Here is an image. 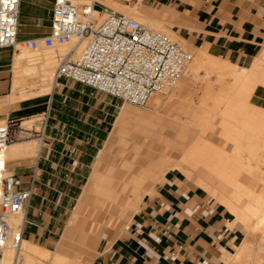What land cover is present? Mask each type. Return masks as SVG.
Segmentation results:
<instances>
[{
  "label": "crops",
  "instance_id": "crops-1",
  "mask_svg": "<svg viewBox=\"0 0 264 264\" xmlns=\"http://www.w3.org/2000/svg\"><path fill=\"white\" fill-rule=\"evenodd\" d=\"M150 1L147 18L172 24L179 32L199 38V45L216 58L250 66L264 52V0ZM51 8L52 0H22L18 39L45 34ZM18 53L0 48V121L5 125L6 121L40 113H48L50 119L42 134L32 132L37 138L10 142L5 151L6 171L32 191L23 217L22 240L49 250L43 246L59 232L72 194L88 162L100 150L66 228L55 249L49 251L82 264H220L234 228L223 222L226 217L203 194L174 175L156 183L132 222L118 237L106 240L92 261L88 258L84 211L98 220L117 211L134 213L144 186L176 159L189 156L188 148L197 133L166 115L163 118L157 110L141 112L119 106L107 137V118L115 106L114 99L70 80L61 81L71 82L64 91L50 89L17 103L9 102L14 96ZM250 97L264 108V85H257ZM89 98L95 99L96 105H90ZM59 99L66 104L60 106ZM144 115L151 120L140 121ZM28 123L26 119L20 127ZM198 174L209 193L226 205L225 199L232 193L230 187L202 164ZM230 215L234 214L229 212L227 219ZM241 236L235 235L232 246Z\"/></svg>",
  "mask_w": 264,
  "mask_h": 264
},
{
  "label": "rangeland",
  "instance_id": "rangeland-1",
  "mask_svg": "<svg viewBox=\"0 0 264 264\" xmlns=\"http://www.w3.org/2000/svg\"><path fill=\"white\" fill-rule=\"evenodd\" d=\"M150 0H140V2L136 5V11L138 15H144L145 18L148 16V10H151L148 8L150 5ZM136 1H130L128 4L122 5L124 8L128 7H133L135 5ZM108 9H111L107 6H105ZM114 10V9H112ZM123 14V13H122ZM138 21L141 24H144L145 26L157 30V31H162L171 36L173 39H175L177 42H179L182 46H184L190 53H191V60L193 61L195 56H200L199 64L197 65L195 71L192 73L188 72V66L185 68V71L183 75L180 77L178 82L173 86L171 90H169L166 94L163 95H156L158 97V107L156 108L157 111L160 112V116H163V118L168 116L169 118L175 120L176 122H180L188 127H191L196 133L197 136L200 133L199 127L197 128L198 125H206V126H211V124L214 125L212 126L211 130L212 131V146L210 149H207L206 152L209 151V155L207 157H214L215 155H228L231 154L232 152L235 153V155H239V153L244 155L245 157H248L249 164H250V170L248 176L252 179L254 177H259V185L260 187L257 188H264V164L261 163L258 167H255V161L251 156L253 157V152L255 149V144L252 143L254 139L252 137L247 138L246 136H235L238 140V144H236L237 150L235 151V143L232 138L233 132L236 134H240L241 130L238 128V126H243L245 130H252L256 131L258 128L264 129V120H260L259 117H255V119H249L250 117V110L252 108L258 107L256 104H254L251 100V92L257 85H261L260 83L256 82L253 86H246L243 84L244 81L241 83V78L243 77L242 74L243 70L240 68H246L247 71L252 70V72L255 73V77L261 79L264 78V52H262L250 66H244L241 64H233L228 62L227 60H223L220 58H216L212 56L209 51L200 46L201 40L199 38L194 39L191 35L181 33L179 30H177V26H174L169 23L163 22L162 24H151L148 23L146 20L139 18ZM144 21V22H143ZM157 21V20H156ZM156 26H155V25ZM154 25V26H153ZM158 25V26H157ZM165 27V28H164ZM174 32H173V31ZM71 46H65V47H58L54 48L52 50H40L37 52L30 51L25 48H19L17 52H22L25 56H28L30 59H37L35 61H40V56L41 54H46V55H57L55 58L51 60V63L47 65V67H50V77H51V82H52V90H66L67 86L71 84V82H57L53 83V70L57 64V58L59 56L65 55L68 50L70 49ZM195 52H194V50ZM79 51V50H78ZM76 51V52H78ZM193 52V54H192ZM197 54V55H196ZM203 56V57H202ZM191 61V63H192ZM190 64V62H189ZM187 72L190 74H187ZM194 73V74H193ZM248 73V72H247ZM187 76H186V75ZM242 74V76H241ZM252 76L253 74L250 73ZM190 77H189V76ZM240 79H239V77ZM237 76V77H236ZM260 76V77H259ZM31 80H28L26 83L27 85L20 86L19 88L14 89V96L13 100L9 102H19L21 100H25L28 98H32L36 96L37 94H43L44 92L41 91V85L39 84V78L38 73H33L31 76ZM46 78V76H44ZM237 79H236V78ZM43 78V77H42ZM237 80V82H236ZM239 80V81H238ZM32 81V82H31ZM34 81V82H33ZM240 82V83H239ZM31 83V84H29ZM33 84V85H32ZM25 87V88H24ZM176 87L181 88V101L177 104H172L170 100L172 99V94L173 92L175 93ZM11 88V87H10ZM86 89V87H84ZM11 91V90H10ZM33 91V92H32ZM50 91V92H51ZM105 95V94H103ZM109 98H112L108 95H106ZM154 97V96H153ZM225 101V104H218L220 102L221 98ZM226 97V98H225ZM64 98L61 96V99ZM59 99V105L64 106L66 103L62 102V100ZM78 99V98H77ZM91 102L89 103L90 105H96V101L93 98H89ZM114 99V98H113ZM221 99V100H219ZM115 101V106L113 110L110 112V115H108L107 118V137L109 134V130L112 128L116 118H117V113H118V107L119 106H127L130 107L131 109H136L141 112H149L148 104H146L143 107L139 106H134L128 103H123L120 100ZM75 104H77V101H74ZM6 102H3L1 104V107L6 106ZM64 104V105H63ZM163 109V110H162ZM61 110V109H60ZM166 110V111H165ZM221 112H220V111ZM172 112V113H171ZM216 112V114H215ZM217 112L219 113L217 116ZM250 113V114H249ZM221 114V115H220ZM224 118H223V116ZM177 116V117H175ZM199 116V117H198ZM222 116V117H219ZM204 118V120H203ZM262 118V117H261ZM26 119L29 121L28 126L20 127L23 121H26ZM197 119V120H196ZM200 119V120H199ZM204 124H203V122ZM191 121V122H190ZM209 121V122H208ZM187 122L189 123L187 124ZM208 122V123H207ZM46 123L49 125L50 124V119H49V114H43L40 113L36 116H27L26 118H22L21 120H14L12 122V125L10 127V138H9V143L14 142V141H24V140H30L33 138H37V136H34L32 132H38V134L43 133V129L46 126ZM202 123V124H201ZM206 123V124H205ZM194 124V125H193ZM198 124V125H195ZM208 124V125H207ZM4 125L2 120L0 121V126ZM226 127V128H225ZM229 127L230 131L227 129ZM225 128V129H224ZM226 130V131H224ZM228 130V131H227ZM223 132L224 135L227 137H222L224 136L221 133ZM220 133V135L218 134ZM229 133L231 135H229ZM218 134V135H217ZM230 139H227V138ZM39 138V136H38ZM225 141H224V139ZM247 138V139H246ZM229 141H227V140ZM233 141V142H231ZM37 141H34L36 143ZM232 144L234 146H232ZM215 148H214V146ZM217 146V147H216ZM214 149V150H213ZM217 149L219 150V153L216 152ZM231 149L232 152H231ZM223 150V151H222ZM201 148L199 151H195L194 153L190 154L187 157L184 158H178L176 159L170 167H166L164 171H162L158 177L154 181H149L146 186H144L143 191L145 194L143 196H140V198L137 201V209L134 213L130 212V210L127 211H117L114 215L111 217L109 215H105L104 218L101 220L96 219V216L89 215V212L84 211V229H85V241L84 243L87 244V249H88V258H91V261L95 258L96 255H98V252L100 250V247L106 242H110L111 240L115 239L118 237L122 231L132 222L135 213L138 211L142 200L144 199L145 196H148L152 193L154 185L158 182H162L167 176H176L182 180H185L186 183L191 185L195 190L200 192L201 194L204 195L205 198H207L211 205L217 209L218 211L221 212V215L226 217V221L224 220L223 222L227 224L228 227L234 228V233L232 237L227 241L226 243V250L224 255L221 258L220 264H231L232 259L234 256L235 251L237 250L235 245L232 246L234 243V238L237 233H241L242 236L238 242V247L241 245L243 241H245L248 238V235L252 234L251 236L257 237L261 236V230L260 228H255L253 233L250 232L252 231L249 222L253 221V219L248 216L247 210L252 208V201H248L245 204H242L241 206L235 205L232 199H229L227 197L225 199L226 205L221 202L220 200H216L214 196H212L209 193V190L207 187H205L201 183V179L199 178V170L201 164L202 158V152ZM241 151V152H240ZM201 152V153H200ZM226 152V153H223ZM26 153H30L33 155L35 151H26ZM100 153V150L96 152L94 158H91V160L88 162V168L87 171L84 173V176L80 178V183L77 186L75 193L72 194V199L70 200V205L67 208L66 211V216L64 223L60 226L59 232L53 237L51 241H49L48 245L43 246L49 250H54L56 247V244L60 238V235L63 233L64 229L66 228V220L70 216L75 204L76 200L79 196L80 190L82 186L84 185L89 172L91 171L92 163L95 160V158L98 156ZM198 153L200 155H198ZM214 153V154H212ZM217 153V154H216ZM228 153V154H227ZM237 153V154H236ZM195 154V156L193 155ZM197 155V156H196ZM191 156V157H190ZM194 156V157H193ZM201 158H199V157ZM198 157V158H197ZM259 157V156H258ZM261 157H264V153H262ZM187 158V159H186ZM192 159V160H191ZM264 158H261V162H264L262 160ZM187 160V161H186ZM191 163V164H190ZM191 167V168H190ZM188 168V169H187ZM257 168L259 169V173L257 171ZM254 189H257L255 186H253ZM245 202V200H244ZM249 204V207L247 206ZM251 203V205H250ZM246 206V208H245ZM251 207V208H250ZM233 208V209H232ZM240 208V209H239ZM234 210V211H233ZM236 211V212H235ZM239 211V212H238ZM246 211V212H245ZM233 213L234 215H230V218L227 219L228 214ZM237 214V215H235ZM243 215V216H242ZM246 215V216H245ZM241 216L243 217V220L241 219ZM245 216V217H244ZM249 217V218H248ZM18 219L15 224L19 223L20 215H17L12 218V222L14 223V220ZM248 224V225H247ZM251 224V223H250ZM249 228V229H248ZM250 230V231H249ZM80 232V230H77ZM242 241V242H241ZM232 248V252H230V247ZM44 248L40 247L36 249L35 251L37 253L41 254H48L51 251L47 250H42ZM43 252V253H42ZM46 252V253H45ZM15 262L19 264H26V262L22 259V257L16 256ZM29 264V263H28ZM31 264V263H30ZM64 264H82L81 261H73L69 259L64 260Z\"/></svg>",
  "mask_w": 264,
  "mask_h": 264
},
{
  "label": "built area",
  "instance_id": "built-area-1",
  "mask_svg": "<svg viewBox=\"0 0 264 264\" xmlns=\"http://www.w3.org/2000/svg\"><path fill=\"white\" fill-rule=\"evenodd\" d=\"M22 0H0V48L30 51L71 46L54 70L55 83L70 80L123 103L143 107L166 94L191 60L171 36L151 29L96 0H52L48 30L18 39ZM79 50L78 52H76ZM12 120L0 126V264L8 248L23 239V217L32 195L19 177L6 171L4 157ZM22 215L15 224L12 218Z\"/></svg>",
  "mask_w": 264,
  "mask_h": 264
},
{
  "label": "bare ground",
  "instance_id": "bare-ground-1",
  "mask_svg": "<svg viewBox=\"0 0 264 264\" xmlns=\"http://www.w3.org/2000/svg\"><path fill=\"white\" fill-rule=\"evenodd\" d=\"M96 1L100 5L107 6L111 9H114L113 11L123 13L126 16L136 20L137 22L141 21V20H138L139 18H142V19L146 20L148 23H150L149 25H151L155 22H156L155 24H162V22H160V21H155L154 19H153L154 20L153 21L149 18H145L144 15H142V16L138 15V13L136 11V5L140 2V0H134V1H136L135 5L133 7L127 6V8H124L122 5L128 4L130 1H133V0H96ZM34 52H37V51H34ZM194 52H195V50H194ZM192 54H193V52H192ZM200 55L201 54H199L198 56H195V58H192L194 60L193 61L190 60V64L188 63L189 66L188 65L187 66H188V72L189 73H192L193 71H195L197 65L199 64V60L201 57ZM56 56L57 55H52V54L51 55L41 54V56L39 58L40 61H35L37 59H30L28 56H25L24 54H22V52L18 53L15 56L13 91L15 88H19L20 86L27 85L26 82L28 80H31L30 76L33 73L34 74L38 73V77L41 78V79H39V84L41 85L40 86L41 91L42 92H49L51 89V86H52V82H51L52 76L50 77V67H47V65L49 63H51V60L53 58H55ZM60 57H62V56H59L57 58V62L60 59ZM191 61H192V63H191ZM241 70H243L242 74H245V75H243V77L240 80L241 83H242V81L245 80V82H243L244 85L253 86L256 82L260 83L261 85H264V78L261 77V79L260 78L258 79L257 76L255 77V73L252 72V70H250V71H247L244 69H241ZM188 72H187V74H189ZM250 73H252L253 76ZM242 74H241V76H242ZM262 75H264V74H262ZM44 76H46V78ZM239 79H240V77H239ZM53 82H54V80H53ZM236 82H237V80H236ZM29 84H31V83H29ZM219 98H221V97H219ZM221 99H223V97ZM221 99H219V100H221ZM158 100L159 99L157 96L151 97L147 102L148 108L152 109L153 111H156V108H159L158 107V105H159ZM180 101H181V88L176 87V91H175V93L173 92L172 99L170 100V102L172 104H175V103L178 104ZM225 101H226V99L225 100L223 99L220 102H218V104L220 103L223 105V104H225ZM156 112H158V114H160L159 111H156ZM250 112H251V114L249 113L250 114L249 119L252 120V119H255V117H259L260 120L261 119L264 120V108L255 107V108H252L250 110ZM215 114H216V112H215ZM218 114L219 113L217 112V116H218ZM222 116H219V117H222ZM175 117H177V116H175ZM223 118H224V116H223ZM146 120L147 121L151 120V119H149L148 115H144V117L140 119V121H142V122H144ZM203 120H204V118H203ZM203 120H202V122H203ZM159 122L163 123L165 121L161 119ZM188 123L189 122H187V124ZM203 124H204V122H203ZM189 125H191V123H189ZM195 125H198V124H195ZM213 125L212 124H211V126L198 125L197 128L199 127L200 133L198 134L197 137L195 136L196 139L192 143V146L190 148H188L189 151L187 149L186 150L192 154L195 151H199L200 148L202 151L203 150L207 151V149H210L212 144H213L212 138H211L212 137V135H211L212 131L211 130H213L211 128ZM213 128H215V125ZM238 128L241 130L240 134H236L235 132L232 131V133H233L232 137H234L232 139L234 140V143H235L234 144L235 146L233 144H232V146L235 147V151H236L237 150L236 144H238V140L235 136H238V135L242 136L243 135L249 139H250V137H252L254 139V141H252V143H254L256 147H255L254 152H253V157L251 156V158H253L255 161V167L259 168V165H261V163L264 164V162H261V158H264V157H261L262 153H264V129L258 128L256 131H252V130H245L243 126H238ZM227 129L230 131L229 127H227ZM224 131H226V130H224ZM220 133H218V134L220 135ZM222 134H223V132L221 133V135ZM231 134L229 133V135H231ZM222 137L226 138L227 136L224 135ZM227 139H230V138L228 137ZM224 141H225V139H224ZM227 141H229V140H227ZM231 142H233V141H231ZM214 148H215V146H214ZM219 150L220 149H217L216 152L219 153ZM232 150L233 149H231V152H232ZM204 151L201 154L204 157L202 158L201 163L199 162V164H202L203 166L208 168L220 180H222L224 183H226L230 187V189L232 190L231 191L232 193L230 194L229 199H232L235 205L241 206L242 204H245L248 201H252V208L250 207L251 209L247 210L248 216H250L253 219V221H250L248 223L251 230H252V231H250V230L249 231L253 233L254 229L257 227L260 228V230H261V236L253 237L255 235V233L253 236H251L252 234H250V235H248V238L245 241H243V242L241 241L242 243H240L241 245L239 247L237 246L238 243L235 245V247H237L236 248L237 250L234 253L231 264H264V188H257V187H260L259 182L261 180L259 181V177H254L251 179L248 176L249 170H250V164H249L250 159L248 157H245L244 155H242V153L241 154L239 153V155H235L234 152L229 154V156L225 155V154L219 155L216 153L217 155H215L214 157H207V155H209L210 153H209V151L208 152L205 151L206 154L209 153L206 155ZM238 151H239V149L237 150V152ZM223 153H226V152H223ZM212 154H214V153H212ZM193 155L195 156V154H193ZM198 155H200V154L198 153ZM4 157H5V154H4ZM262 160H264V159H262ZM258 168H257V171L259 173ZM202 182H204V181H202ZM90 186L92 187V185H90ZM253 186H255V187L257 186L256 187L257 189H254ZM88 191H91V190H88ZM140 191H141V189H140ZM244 200H245V202H244ZM250 205H251V203H250ZM247 206L249 207V204ZM245 208H246V206H245ZM72 215H73V213H72ZM235 215H237V214H235ZM242 216H241V219L243 220ZM21 218H22V215L20 214L19 222H20ZM17 220L18 219H15L14 223H16ZM68 224H69V222H68ZM78 229L81 230L80 226H78V228L76 230H78ZM70 230H71L70 232L76 231L74 229H70ZM38 248H39V246H37V245H33L31 243L26 242L25 240H21L18 248H16V249L8 248L4 252L2 264H19V263L15 262L16 256L22 257V259L26 262V264H28V263L29 264L30 263L31 264H64V260L66 259L64 256L59 255V253L56 254L53 251H51L48 254H41V253L39 254L35 251ZM40 250H41V247H40ZM42 250H45V249H42Z\"/></svg>",
  "mask_w": 264,
  "mask_h": 264
}]
</instances>
